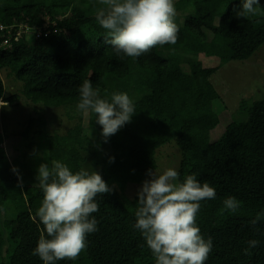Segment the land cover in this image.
<instances>
[{
    "label": "trees",
    "instance_id": "1",
    "mask_svg": "<svg viewBox=\"0 0 264 264\" xmlns=\"http://www.w3.org/2000/svg\"><path fill=\"white\" fill-rule=\"evenodd\" d=\"M174 5L176 44L133 58L104 42L106 30L95 18L103 7L99 0H0V254L7 255V264H43L32 254L44 233L35 218L43 191L35 162L30 164L39 155L49 166L58 160L73 173L94 170L112 188L95 198L99 210L91 216L98 230L87 235L86 249L75 261L56 264H155L133 227L138 197H127L125 188L148 179V170L159 166L160 149L171 143L179 153L180 181L194 174L216 191L215 199L200 202L196 218L201 234L213 241L205 264H264V219L251 224L264 212V99L241 109L246 121L229 123L215 142L208 137L219 124L218 112L212 105L194 111L219 98L211 78L222 65L248 61L264 47V15L237 17L241 0H174ZM256 7L264 13V0ZM199 55L215 58L216 67L205 68ZM85 80L100 89L101 98L119 92L134 101L131 122L106 143L96 115L74 107ZM160 80L168 83L162 97L155 92ZM23 103L36 116L19 115L9 124ZM63 106L77 123L58 135L48 127L54 117L48 113L46 120L44 114ZM14 136L19 138L10 144L14 164L26 168L19 175L1 147ZM230 196L240 201L236 213L224 209ZM253 239L259 245L246 255Z\"/></svg>",
    "mask_w": 264,
    "mask_h": 264
},
{
    "label": "clouds",
    "instance_id": "2",
    "mask_svg": "<svg viewBox=\"0 0 264 264\" xmlns=\"http://www.w3.org/2000/svg\"><path fill=\"white\" fill-rule=\"evenodd\" d=\"M96 21L106 30L104 42L111 45L119 55L139 57L156 46L175 45L178 26L175 23L174 0H99ZM260 0H241L236 16L252 18L264 15L256 5ZM77 109L96 115L101 126V137L108 142L125 124L130 123L135 112L134 101L127 93L114 92L110 100L101 98L100 89H93L90 80L79 87ZM114 160V158H110ZM13 172L19 175L13 167ZM146 179L137 191L136 223L155 264H205L213 248L212 237L201 234L196 223L200 202L215 199L216 191L207 182L201 183L194 174L181 182L174 168L162 174L148 170ZM36 179L43 191L41 206L35 218L43 225L44 233L39 237L33 255L43 264L57 261H75L87 247V235L97 231V220L91 216L99 210L95 201L98 194H106L112 188L101 174L81 169L73 173L58 160L42 163L37 169ZM18 186H22V180ZM224 209L236 213L240 201L227 197ZM264 219V212L257 213L251 221L253 226ZM249 248L259 245L258 240H249Z\"/></svg>",
    "mask_w": 264,
    "mask_h": 264
},
{
    "label": "rangeland",
    "instance_id": "3",
    "mask_svg": "<svg viewBox=\"0 0 264 264\" xmlns=\"http://www.w3.org/2000/svg\"><path fill=\"white\" fill-rule=\"evenodd\" d=\"M198 57L205 68L216 67L215 58H205L202 55H199ZM10 80L12 81V79ZM211 80L219 93V98L212 103L199 106L194 111L203 110L212 105L215 111L218 112L219 124L209 133L208 137L209 141L215 142L221 137L229 123L246 121V113L243 111L241 112V109L246 110V108L253 102L264 99V47H262L255 54V56L248 61L231 62L226 65H222L220 69H218V71L212 76ZM4 83L7 87L8 84H10L5 79ZM156 83L157 85L155 87V92L160 97L164 96L168 92L167 80H160L155 82V84ZM21 106H23V108L21 110L20 108L17 109L14 116L10 118L8 117L9 124L10 121L14 124L17 119L16 116L19 115H31L33 117L36 116V113L30 109L32 106L29 103H23ZM74 107H77V104ZM14 109L15 108L9 110L8 113H11ZM67 109V106H63V108H58L53 112L46 110L44 114L46 120L49 119L47 116L48 113H51L50 115L54 117L53 124L48 125V127L50 126L52 132L56 131L58 135L60 133H65L70 126H73L75 123H77L76 121H70L67 116H65L67 113L65 110ZM189 113L191 112L186 114ZM175 117L176 116H173L172 118ZM153 123H155V121ZM0 126L2 127L1 122ZM18 140L19 138L14 136L10 137L9 139H4L1 143V147L5 150L8 158L13 164L15 163L13 156L15 152L10 149V144H16ZM174 146V143H171L164 146L163 149H160L162 150L161 158L158 156V154L156 156L157 164L159 165L157 166V172L155 171L157 174H162L168 168L176 169L179 153L177 148H174ZM100 149L103 150L101 147L99 150ZM39 157H42L40 158L39 162L36 163L34 158L30 162V164L35 162L34 166L35 168L37 167L36 169H38L40 164L48 163L47 159L42 155H39ZM14 167L18 170V173L26 169L24 165L14 164ZM141 186L142 184H128L125 188V195L129 198L137 196V191ZM7 262V255L2 252L0 254V264H7Z\"/></svg>",
    "mask_w": 264,
    "mask_h": 264
},
{
    "label": "built area",
    "instance_id": "4",
    "mask_svg": "<svg viewBox=\"0 0 264 264\" xmlns=\"http://www.w3.org/2000/svg\"><path fill=\"white\" fill-rule=\"evenodd\" d=\"M0 29H2V27H0ZM6 43H7V41H4V42H3V45H6Z\"/></svg>",
    "mask_w": 264,
    "mask_h": 264
},
{
    "label": "crops",
    "instance_id": "5",
    "mask_svg": "<svg viewBox=\"0 0 264 264\" xmlns=\"http://www.w3.org/2000/svg\"><path fill=\"white\" fill-rule=\"evenodd\" d=\"M22 172H24V171H22ZM21 173V172H20Z\"/></svg>",
    "mask_w": 264,
    "mask_h": 264
}]
</instances>
